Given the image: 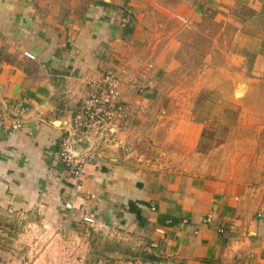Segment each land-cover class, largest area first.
<instances>
[{
    "label": "crops",
    "instance_id": "crops-1",
    "mask_svg": "<svg viewBox=\"0 0 264 264\" xmlns=\"http://www.w3.org/2000/svg\"><path fill=\"white\" fill-rule=\"evenodd\" d=\"M103 1L85 3L82 11V0H0V219L54 222L56 229L79 236L82 246L86 240L88 250L97 249L96 264H264V145L247 174L214 176L197 168L190 157L205 121L180 108L188 101L166 96L160 82L180 41L171 36L164 48L147 51L140 25L122 37L113 23L116 7ZM138 1L129 4L165 9L156 0ZM209 2L253 13L232 39L236 66L227 52L225 73L216 67L212 72L213 88L218 81L227 91L239 80L248 85L236 90L241 97L234 91L227 98L245 104V113L264 91V0H198L196 10ZM135 42L142 52L131 47ZM247 42L249 66L239 53ZM116 67L125 69L122 93L139 112L123 122L111 144L93 133H76L79 149L91 150L77 190L59 162L60 142L74 132L72 116L86 83ZM134 82L144 86L141 93ZM18 119L22 126L14 129ZM208 215L211 222L205 221ZM1 225L3 257V237L17 228ZM109 250L114 253L102 255Z\"/></svg>",
    "mask_w": 264,
    "mask_h": 264
},
{
    "label": "rangeland",
    "instance_id": "rangeland-1",
    "mask_svg": "<svg viewBox=\"0 0 264 264\" xmlns=\"http://www.w3.org/2000/svg\"><path fill=\"white\" fill-rule=\"evenodd\" d=\"M70 1L65 0L67 4ZM90 1L94 3L99 0H82V11H84V4ZM131 1H103L109 3V7H116L114 15L117 16V22L114 18L115 22L113 23L121 30L122 37H130L132 29L134 27L137 29L135 24L138 23L140 25L139 33L144 35L143 40L147 39L151 42L148 41L144 45L148 48L147 51L153 49V51H157L164 48L171 36L180 41V48L173 62L167 64L160 82L166 96L171 99L176 96L178 99H174L182 104H187L188 101L189 106L179 105L180 108L186 107L197 120L205 121L202 137L198 145L193 148L195 154L191 155L190 158L198 164L197 168L205 173L210 172L214 176L230 174L235 171L243 174L249 173L257 162L256 153L264 145V131L258 129V126L264 125V100H259L261 97L264 98V91L258 92V97L254 100L256 104L243 113L242 108H246L245 104L232 103L227 101V98L239 89V86L244 87L246 91L248 85L239 80L236 82V87L227 91L222 89L220 85L222 81H218L213 88V83L216 81L212 72L216 67L220 73H225L227 64H225L226 69H224L222 55L229 53V51L237 52L232 39L236 31L240 29L238 24L247 17L250 18L253 13L250 9H246L247 7L244 8L240 5L228 8L222 5L217 6L211 2L203 7L202 11H198L196 10L198 0H192L189 3L186 0H156L161 7L165 8L159 11L154 9L152 5H148L147 8L132 6L129 4ZM202 1L199 0V2ZM133 2L134 4L139 3L138 0H133ZM236 22L237 25H235ZM125 28L129 31L127 32ZM244 33L249 34V29ZM147 43L149 44L147 45ZM141 45L135 42L131 44V47H135L136 52H142ZM241 45L244 46L240 47L239 53L241 56L247 57L246 63L249 66L252 61L251 44L247 42ZM24 55L34 59L31 53L24 52ZM206 56L211 57L207 58ZM233 57L231 53L227 56L230 58V64L234 60L238 62ZM116 61V64H120V61ZM117 69L118 67L115 69L105 68L96 79L89 80L84 88L85 93L80 99V103L88 100L90 95L97 92L98 87L105 80V74L112 72L118 83L117 90L120 99L131 106L129 118L135 112L138 113L139 110L132 108L133 105L123 96L120 75L125 73V69ZM206 71L208 72L206 73ZM135 84L136 93H141L144 86L134 82ZM202 85L203 87H201ZM241 96L240 93L237 98ZM18 122L21 124L18 119L14 121L13 126ZM123 122H121L119 129L107 133L105 137H102L99 132L93 134L105 141L106 145L111 144L114 140L113 137H120L119 132ZM87 152L90 156L89 159H91V150ZM88 160L87 162H89ZM66 209L70 208L66 207ZM84 217L89 216L82 217L85 221ZM92 220L93 222H85L89 226H95L97 222L94 218ZM1 222L2 227H12L13 229L15 225L17 234H8L3 237L5 245L3 244L4 246L1 248H4L5 256H0V264H96V256L97 258L101 257L97 249L91 250L90 248L88 250L89 245H86V240L82 246L79 236L75 238L67 235L64 230L56 229L54 222L47 225L39 220L27 223V219H21L17 223L13 220L0 219V224ZM156 229L155 231L158 232ZM161 229L163 230V228ZM14 245L18 246L14 247ZM104 253L111 254L114 252L112 250L103 252V256H105Z\"/></svg>",
    "mask_w": 264,
    "mask_h": 264
},
{
    "label": "built area",
    "instance_id": "built-area-1",
    "mask_svg": "<svg viewBox=\"0 0 264 264\" xmlns=\"http://www.w3.org/2000/svg\"><path fill=\"white\" fill-rule=\"evenodd\" d=\"M29 56V55H28ZM105 80L98 91L90 95L88 100L82 101L72 116L74 132L68 133L67 137L60 142L59 158L70 175L79 182L84 166L88 163V152L80 150L79 143L82 138L76 133L88 134L99 132L105 137L109 132L119 129L121 122L128 118L131 106L120 99L117 90L118 83L112 72L105 74ZM18 122L13 128H19ZM76 189H81V184H76ZM67 208L71 205L67 204ZM154 210V206L151 207ZM260 216V214H258ZM85 221L93 222L92 218L84 217ZM206 222H211V216L206 217ZM167 223H171L170 220ZM163 233L161 228L156 229Z\"/></svg>",
    "mask_w": 264,
    "mask_h": 264
},
{
    "label": "bare ground",
    "instance_id": "bare-ground-1",
    "mask_svg": "<svg viewBox=\"0 0 264 264\" xmlns=\"http://www.w3.org/2000/svg\"><path fill=\"white\" fill-rule=\"evenodd\" d=\"M240 93L242 94L241 91H236L235 96L237 97V95H239Z\"/></svg>",
    "mask_w": 264,
    "mask_h": 264
},
{
    "label": "trees",
    "instance_id": "trees-1",
    "mask_svg": "<svg viewBox=\"0 0 264 264\" xmlns=\"http://www.w3.org/2000/svg\"><path fill=\"white\" fill-rule=\"evenodd\" d=\"M125 30L128 32L129 31V29H127V28H125ZM130 33V32H129Z\"/></svg>",
    "mask_w": 264,
    "mask_h": 264
},
{
    "label": "water",
    "instance_id": "water-1",
    "mask_svg": "<svg viewBox=\"0 0 264 264\" xmlns=\"http://www.w3.org/2000/svg\"><path fill=\"white\" fill-rule=\"evenodd\" d=\"M236 91L234 92V95H235Z\"/></svg>",
    "mask_w": 264,
    "mask_h": 264
}]
</instances>
